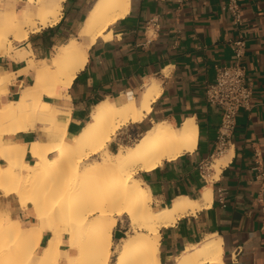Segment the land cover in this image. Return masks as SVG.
Returning <instances> with one entry per match:
<instances>
[{"label": "bare ground", "instance_id": "1", "mask_svg": "<svg viewBox=\"0 0 264 264\" xmlns=\"http://www.w3.org/2000/svg\"><path fill=\"white\" fill-rule=\"evenodd\" d=\"M63 2L24 0L20 14L0 6V55L27 61L22 72H33L32 83L16 99L0 102V157L6 160L0 163V191L15 195L37 220L24 226L0 205V264H57L62 258L68 264H169L162 259V230L211 207L213 187L206 186L200 198L181 195L156 209L151 187L140 172L194 151L198 125L194 118L181 124L161 120L134 144L119 143L114 150L119 131L140 123L152 111L162 92L161 84L152 79L139 98L122 95L95 104L81 131L71 132L72 108L56 100L71 99L69 89L86 66L90 47L112 23L130 13L132 0H94L78 35L59 45L51 57L36 59L32 47L16 50V41L60 20ZM14 75L0 73V89L10 85ZM38 124L48 127L46 140L38 137L28 144L4 138L5 133L38 130ZM232 151L216 158L213 178L219 177ZM28 152L35 162L26 159ZM123 215L129 217L132 233L114 247V228ZM46 229L53 234L39 253ZM173 264H226L222 237L209 233L202 242L186 245Z\"/></svg>", "mask_w": 264, "mask_h": 264}, {"label": "crops", "instance_id": "2", "mask_svg": "<svg viewBox=\"0 0 264 264\" xmlns=\"http://www.w3.org/2000/svg\"><path fill=\"white\" fill-rule=\"evenodd\" d=\"M93 1L64 0L60 20L31 32L22 44L31 46L38 59L51 57L59 45L78 35ZM224 2L132 0L130 13L112 23L90 47L88 62L69 89L71 99L56 100L59 105L71 106L69 129L79 133L95 104L122 95L139 98L146 81L154 79L161 84L162 92L152 111L137 124L143 132L161 120L181 124L188 118L195 119L199 138L194 151L140 172L151 187L156 209L181 195L200 198L206 186L213 187L211 207L187 214L162 230V259L169 264L186 245L202 242L209 233L222 237L226 264H264V0H239V25L223 9ZM23 5L21 9L20 2L16 7L13 3L4 7L20 14ZM240 37L246 39L243 63L253 98L249 109L239 111L231 141L221 154L233 148L231 159L219 177L213 178V163L221 156L214 152L222 109L210 104L205 92L215 81L218 68L235 62L229 42ZM26 66L27 61L0 55V73H15L12 83L0 91V102L16 99L23 87L32 83L33 72H22ZM11 137L30 144L39 133L32 130L5 135L6 139ZM3 159L0 157V163L5 164ZM26 159L36 161L30 152ZM220 191L224 192V204ZM0 195V205L13 217L23 225L34 224L31 208L23 209L15 195L4 196L2 191ZM129 231V217H118L113 241L122 240ZM52 234V230H45L40 248ZM65 236L68 238L64 233V240Z\"/></svg>", "mask_w": 264, "mask_h": 264}, {"label": "built area", "instance_id": "3", "mask_svg": "<svg viewBox=\"0 0 264 264\" xmlns=\"http://www.w3.org/2000/svg\"><path fill=\"white\" fill-rule=\"evenodd\" d=\"M223 9L228 11L235 22L242 23V9L239 0H225ZM230 45L235 54V62L217 70L216 79L207 85L206 99L222 109V121L219 128L215 152L223 154L236 128L237 116L241 109H249L253 98L252 85L247 80L243 58L246 51V39L240 37L230 40ZM220 202L225 203L224 192L220 191Z\"/></svg>", "mask_w": 264, "mask_h": 264}, {"label": "rangeland", "instance_id": "4", "mask_svg": "<svg viewBox=\"0 0 264 264\" xmlns=\"http://www.w3.org/2000/svg\"><path fill=\"white\" fill-rule=\"evenodd\" d=\"M18 2H20V9L22 8V3H24L23 2V0H1L0 1V5H2V4H7V5H10V3H13L14 5H15V7L17 6V4H18ZM24 41H22V42H15V46H16V50H19V49H25V47H24V44H22ZM31 46H29V48H30ZM35 58L36 59H38L37 57H36V55H35ZM41 59V58H40ZM15 78V75L13 76V78H12V80ZM7 85H5L4 86V88L3 89H0V91H4L6 88ZM27 86V85H26ZM25 87V86H24ZM23 87V88H24ZM22 91V90H21ZM20 91V92H21ZM90 119V118H89ZM88 119V120H89ZM38 126H41V129L39 130H37V129H35V131H38V133H39V137L40 138H38V139H42V140H46L47 139V135H46V130H47V126L46 127H43V125L42 124H38ZM142 129L137 125V124H134V123H130V124H128L127 126H125L124 128H122L120 131H119V134L115 137V139H114V141L112 142V146H113V149L114 150H117L118 149V147H119V143H121V144H126V145H129V144H134L139 138H140V136L142 135ZM5 135H6V133L4 134V138H5ZM99 156H95V157H93V158H98ZM92 160V159H91ZM5 162V161H4ZM208 166V165H207ZM2 198H3V196H1L0 195V203H1V201H2ZM17 201V200H16ZM30 215L33 217V215H32V210L30 211ZM13 216H15V215H13ZM33 223H36L37 222V220L33 217ZM24 222V221H23ZM24 225H26V226H28V224L27 223H25L24 222ZM130 233H132V230L131 231H129L126 235H125V239L126 238H128L129 237V234ZM66 234H67V232H66ZM68 235V234H67ZM123 238V239H124ZM67 239V240H66ZM63 240V248L66 250L67 248H68V238H67V236H65V240L64 239H62ZM123 241L124 240H120V241H118L117 243H115L114 242V244H113V246L115 247V246H120L122 243H123ZM65 243V244H64ZM42 250H43V248H40L39 249V253H41L42 252ZM116 256V254H114V257ZM113 257V259H115ZM65 260V261H64ZM68 263V260L67 259H64V258H62L61 259V261L59 262V263H57V264H67ZM175 262V261H174ZM173 262V263H174Z\"/></svg>", "mask_w": 264, "mask_h": 264}]
</instances>
